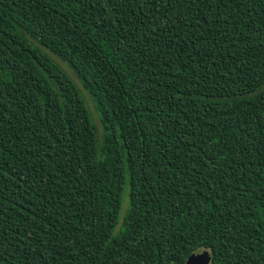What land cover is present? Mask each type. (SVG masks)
Wrapping results in <instances>:
<instances>
[{"label": "trees", "instance_id": "16d2710c", "mask_svg": "<svg viewBox=\"0 0 264 264\" xmlns=\"http://www.w3.org/2000/svg\"><path fill=\"white\" fill-rule=\"evenodd\" d=\"M199 248L264 264V0H0V264Z\"/></svg>", "mask_w": 264, "mask_h": 264}, {"label": "rangeland", "instance_id": "374dc122", "mask_svg": "<svg viewBox=\"0 0 264 264\" xmlns=\"http://www.w3.org/2000/svg\"><path fill=\"white\" fill-rule=\"evenodd\" d=\"M52 56L55 59V61L58 62L65 69V71L73 78V80L76 82V84L80 87L79 80L73 74V72L66 66V64L64 62H62L59 58L55 57L54 55H52ZM81 90H82L83 95H84V97H85V99L87 101V105H88V107H89V109H90V111H91V113H92V115H93V117H94V119H95V121L97 123V126H98V128L100 130V123L98 121V116H97V113H96V111L94 109L93 103H92L89 95L86 93V91L83 88H81Z\"/></svg>", "mask_w": 264, "mask_h": 264}, {"label": "water", "instance_id": "95a60500", "mask_svg": "<svg viewBox=\"0 0 264 264\" xmlns=\"http://www.w3.org/2000/svg\"><path fill=\"white\" fill-rule=\"evenodd\" d=\"M210 260V252L207 249L199 248L188 257L185 264H209Z\"/></svg>", "mask_w": 264, "mask_h": 264}]
</instances>
